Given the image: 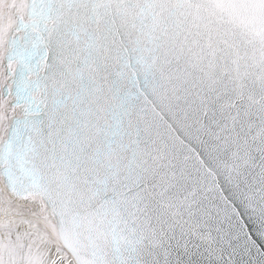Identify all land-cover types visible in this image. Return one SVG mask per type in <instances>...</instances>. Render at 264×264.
<instances>
[{
  "label": "snow or ice",
  "instance_id": "1",
  "mask_svg": "<svg viewBox=\"0 0 264 264\" xmlns=\"http://www.w3.org/2000/svg\"><path fill=\"white\" fill-rule=\"evenodd\" d=\"M0 264H264V0H0Z\"/></svg>",
  "mask_w": 264,
  "mask_h": 264
}]
</instances>
